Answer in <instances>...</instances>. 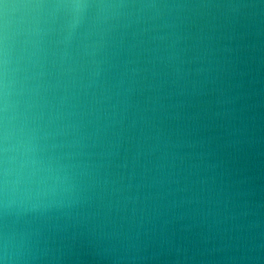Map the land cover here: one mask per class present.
Returning <instances> with one entry per match:
<instances>
[{"label": "clouds", "instance_id": "1", "mask_svg": "<svg viewBox=\"0 0 264 264\" xmlns=\"http://www.w3.org/2000/svg\"><path fill=\"white\" fill-rule=\"evenodd\" d=\"M253 15L264 0H0V264H264V188L230 167Z\"/></svg>", "mask_w": 264, "mask_h": 264}, {"label": "water", "instance_id": "2", "mask_svg": "<svg viewBox=\"0 0 264 264\" xmlns=\"http://www.w3.org/2000/svg\"><path fill=\"white\" fill-rule=\"evenodd\" d=\"M21 0H4L7 4H18ZM247 3H258V0H244ZM249 12H256L257 9H249ZM252 29L254 33H258L261 27H264V19L259 15L250 17ZM256 43V50L252 53L250 62L251 75L247 79L251 80L248 85L251 98L249 103L252 105L250 111L245 112L240 121L236 122V126L243 129L242 135L247 140L242 151L237 155L235 161L230 167L246 170L247 174L252 175L255 179L257 189L261 186L264 188V64L261 63L262 52L260 49L264 47V37L255 35L253 37ZM19 43L13 42V55L19 54ZM223 99V98H221ZM227 127H218L215 129L214 135L217 137V144L223 143V139L227 136ZM220 156L223 158V149H219ZM220 169H217L219 173ZM217 179L221 177L217 176ZM223 179H227L224 177ZM264 199V193L260 196ZM264 216V209L260 210ZM200 219V217H197Z\"/></svg>", "mask_w": 264, "mask_h": 264}]
</instances>
